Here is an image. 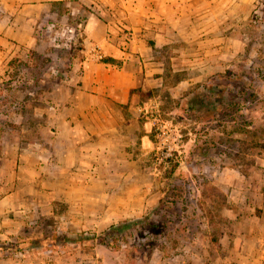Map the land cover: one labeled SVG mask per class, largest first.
I'll return each instance as SVG.
<instances>
[{
	"label": "crops",
	"instance_id": "obj_1",
	"mask_svg": "<svg viewBox=\"0 0 264 264\" xmlns=\"http://www.w3.org/2000/svg\"><path fill=\"white\" fill-rule=\"evenodd\" d=\"M253 1L0 0V264H123L78 233L101 234L159 206L154 121L145 112L160 115L165 95L180 99L231 63V34L246 25ZM83 6L92 10L78 15ZM68 16L82 35L69 67L20 71L32 67L26 52L38 34ZM94 43L103 60L89 56ZM254 157L247 168H223V226L194 239L187 264H264V145ZM58 207L67 242L12 248ZM174 256L160 264H186Z\"/></svg>",
	"mask_w": 264,
	"mask_h": 264
},
{
	"label": "rangeland",
	"instance_id": "obj_2",
	"mask_svg": "<svg viewBox=\"0 0 264 264\" xmlns=\"http://www.w3.org/2000/svg\"><path fill=\"white\" fill-rule=\"evenodd\" d=\"M83 7L78 15L92 10ZM248 8L246 25L231 34L236 45L228 50L233 58L231 63L224 68L217 65L216 73L209 80L200 82L201 86L193 85L180 99L164 96L161 118L180 134L181 142L171 160L160 161L157 132L152 131L156 145L149 161L155 172L154 181L161 190L162 204L146 209L137 219L119 222L117 226L124 227V221H140L112 238L103 239V233L97 236L90 230L78 233L89 246L97 239L111 250L114 255L109 259L123 264H160L163 255L174 263V255L179 253L187 264L197 236L211 233L216 237L220 232L222 206L227 200L219 188L223 168L249 167L264 145V0L253 1ZM75 16L62 19L51 32L38 34L37 46L26 52L32 67L18 66L22 68L20 71L31 74L54 70L60 75L66 70L70 57L82 47L79 27H74ZM66 27L76 30L71 42L63 39L62 31ZM170 81L173 83L174 79ZM173 166L176 172L168 184V171ZM210 201L215 202L213 207L209 206ZM63 211L58 207V217L45 214L38 222L27 225L18 237L21 239L18 247L52 248L57 238L67 242L69 230L60 218ZM35 240L41 243L33 244ZM14 243L13 249L17 247Z\"/></svg>",
	"mask_w": 264,
	"mask_h": 264
},
{
	"label": "built area",
	"instance_id": "obj_3",
	"mask_svg": "<svg viewBox=\"0 0 264 264\" xmlns=\"http://www.w3.org/2000/svg\"><path fill=\"white\" fill-rule=\"evenodd\" d=\"M75 28L74 27H66L62 31L63 39L67 42H71L75 37ZM58 45V44H57ZM88 54L91 58L96 60H103V49L100 44L94 43L91 44L88 48ZM139 112H143V110L139 109ZM147 116H149L154 121V130L157 132V147L160 153V157L162 161L167 162L171 160V158L178 152V148L180 147L181 136L178 134L174 128L166 121H164L159 112L156 111L153 106L149 107L145 112Z\"/></svg>",
	"mask_w": 264,
	"mask_h": 264
},
{
	"label": "trees",
	"instance_id": "obj_4",
	"mask_svg": "<svg viewBox=\"0 0 264 264\" xmlns=\"http://www.w3.org/2000/svg\"><path fill=\"white\" fill-rule=\"evenodd\" d=\"M175 168H176V166H173V167H171L170 168V170L168 171V174H169V180H168V184L170 183V181L174 178V173L176 172L175 171ZM172 182V181H171ZM168 187V186H167ZM159 202H160V204H162V198H160L159 199ZM140 223V221H130V222H128V221H124L122 224L124 225V227H121V226H112L108 231H106V232H104L102 235L104 236L103 237V239L105 238V237H111L112 238V236L113 235H117L118 233H120V232H122L123 230H125V229H128V228H130V227H132V226H135V225H137V224H139ZM121 224V225H122ZM33 244H40L41 243V241L40 240H35V241H33L32 242ZM19 249H22V248H20V247H15L14 248V250H19Z\"/></svg>",
	"mask_w": 264,
	"mask_h": 264
}]
</instances>
